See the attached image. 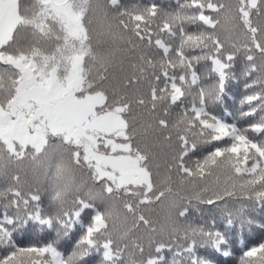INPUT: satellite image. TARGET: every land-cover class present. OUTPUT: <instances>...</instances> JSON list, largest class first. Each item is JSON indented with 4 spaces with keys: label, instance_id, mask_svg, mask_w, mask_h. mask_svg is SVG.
I'll return each instance as SVG.
<instances>
[{
    "label": "snow or ice",
    "instance_id": "6c2138e0",
    "mask_svg": "<svg viewBox=\"0 0 264 264\" xmlns=\"http://www.w3.org/2000/svg\"><path fill=\"white\" fill-rule=\"evenodd\" d=\"M0 264H264V0H0Z\"/></svg>",
    "mask_w": 264,
    "mask_h": 264
},
{
    "label": "trees",
    "instance_id": "16d2710c",
    "mask_svg": "<svg viewBox=\"0 0 264 264\" xmlns=\"http://www.w3.org/2000/svg\"><path fill=\"white\" fill-rule=\"evenodd\" d=\"M134 2H136V0H125V3H129V4L134 3ZM158 2L163 3L165 6H167V4H168V0H158ZM228 103H229V106L231 107L232 106L231 105V101H229ZM44 203L47 204V200L46 199H45ZM31 227L32 226H29L30 230H31ZM51 235H52V233L48 232L45 235V239L49 238ZM71 235H72V239L74 240L75 237H76V232L74 231ZM62 247H66V246L62 245Z\"/></svg>",
    "mask_w": 264,
    "mask_h": 264
}]
</instances>
